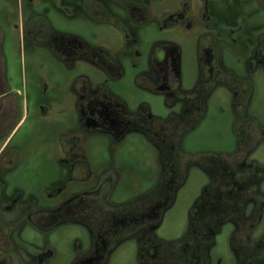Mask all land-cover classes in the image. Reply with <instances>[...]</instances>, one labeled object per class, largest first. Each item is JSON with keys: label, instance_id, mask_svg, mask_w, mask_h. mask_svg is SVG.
<instances>
[{"label": "flooded vegetation", "instance_id": "flooded-vegetation-1", "mask_svg": "<svg viewBox=\"0 0 264 264\" xmlns=\"http://www.w3.org/2000/svg\"><path fill=\"white\" fill-rule=\"evenodd\" d=\"M15 3L51 157L0 67V264H264V0Z\"/></svg>", "mask_w": 264, "mask_h": 264}, {"label": "rangeland", "instance_id": "rangeland-1", "mask_svg": "<svg viewBox=\"0 0 264 264\" xmlns=\"http://www.w3.org/2000/svg\"><path fill=\"white\" fill-rule=\"evenodd\" d=\"M7 10L9 19L12 22L3 23L2 26V18H4ZM17 15L15 0H0V23L3 29V34L0 33V53H2L0 55V67L5 70L9 90L19 93L17 103L18 113L20 114L10 121L6 130L11 132L12 143L21 144L25 148L32 149L31 156L34 157L35 161H38L51 157L50 152L43 146L41 141L45 136L47 120L39 117V110L36 107L40 97L39 94H42L44 87L40 79L50 78V63H48L49 59L44 52L30 49L28 42L23 40L20 32L14 28L12 23L17 20ZM31 50H35V53L33 54ZM48 85L50 84L48 83ZM50 88L53 87L50 86ZM153 108L163 110L161 100L153 101ZM147 152L152 155L151 149H147ZM193 189L194 187L189 182L181 190L179 203L173 209L175 210L174 213L162 227L165 235H173L176 226L182 221L185 209L183 200H188Z\"/></svg>", "mask_w": 264, "mask_h": 264}]
</instances>
